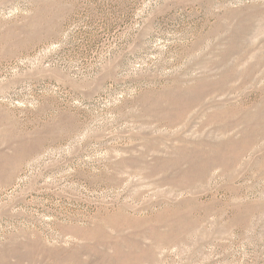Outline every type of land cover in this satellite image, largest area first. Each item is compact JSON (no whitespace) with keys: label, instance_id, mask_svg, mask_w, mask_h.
Returning <instances> with one entry per match:
<instances>
[{"label":"rangeland","instance_id":"1","mask_svg":"<svg viewBox=\"0 0 264 264\" xmlns=\"http://www.w3.org/2000/svg\"><path fill=\"white\" fill-rule=\"evenodd\" d=\"M0 264H264V0H0Z\"/></svg>","mask_w":264,"mask_h":264}]
</instances>
